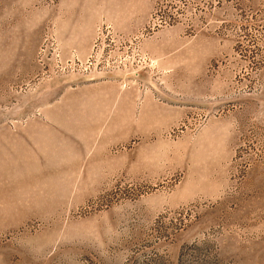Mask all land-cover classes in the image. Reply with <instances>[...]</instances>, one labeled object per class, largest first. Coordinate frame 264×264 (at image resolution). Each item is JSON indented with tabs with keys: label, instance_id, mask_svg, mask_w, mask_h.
<instances>
[{
	"label": "rangeland",
	"instance_id": "374dc122",
	"mask_svg": "<svg viewBox=\"0 0 264 264\" xmlns=\"http://www.w3.org/2000/svg\"><path fill=\"white\" fill-rule=\"evenodd\" d=\"M0 264H264V0H0Z\"/></svg>",
	"mask_w": 264,
	"mask_h": 264
}]
</instances>
